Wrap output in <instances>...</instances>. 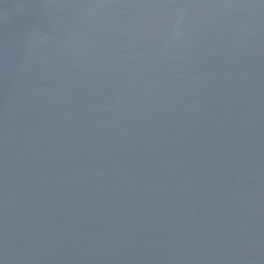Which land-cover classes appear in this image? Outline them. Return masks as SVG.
<instances>
[{
  "label": "water",
  "instance_id": "water-1",
  "mask_svg": "<svg viewBox=\"0 0 264 264\" xmlns=\"http://www.w3.org/2000/svg\"><path fill=\"white\" fill-rule=\"evenodd\" d=\"M0 264H264V0H0Z\"/></svg>",
  "mask_w": 264,
  "mask_h": 264
}]
</instances>
